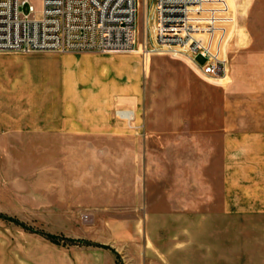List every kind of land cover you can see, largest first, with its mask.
Returning a JSON list of instances; mask_svg holds the SVG:
<instances>
[{
  "label": "rangeland",
  "instance_id": "1",
  "mask_svg": "<svg viewBox=\"0 0 264 264\" xmlns=\"http://www.w3.org/2000/svg\"><path fill=\"white\" fill-rule=\"evenodd\" d=\"M229 3L234 10L235 3L242 4L245 20L264 32V0ZM31 4L39 13L42 0H28L21 10L28 13ZM137 5V43L144 60H187L141 51L142 44L153 45L154 0H138ZM32 63L40 82L58 84L64 74L57 60ZM161 66L165 68L152 74L156 79L149 96V120L155 125L159 104L173 110L176 103H190L174 100L175 92L181 91L182 97L188 91L187 71ZM8 79L0 73V116L14 112L12 91L2 92L14 86ZM213 95L216 111L221 97L216 85ZM37 139L0 138V264H37L43 250V259L59 264L65 250L76 259L79 251L91 249L106 252L116 264H264V212L223 210L219 195L213 203L219 207L208 208L204 197L195 193L208 188L201 181L215 180L214 188L219 189L220 178L142 176L141 149H127L125 135L96 143L101 148L94 147L93 139L65 137H54L50 148H36ZM155 160L150 162L152 172L158 170ZM173 167H168L170 172Z\"/></svg>",
  "mask_w": 264,
  "mask_h": 264
},
{
  "label": "crops",
  "instance_id": "2",
  "mask_svg": "<svg viewBox=\"0 0 264 264\" xmlns=\"http://www.w3.org/2000/svg\"><path fill=\"white\" fill-rule=\"evenodd\" d=\"M235 5V10L230 5L234 23L226 43L230 73L221 82L206 78L195 62L144 60L139 49L107 54H0V62L11 61L10 65L0 64V73L14 84L2 90L6 94L12 91L14 112L0 116V138L34 136L39 141L36 148L46 149L54 137L93 139L94 147L101 148V143H96L125 135L129 138L127 149H141L142 176L220 178L219 189L214 188L215 180H207L200 184L208 188L195 191L204 197L208 208L219 207L213 204L219 195L223 210L264 212V32L245 20L242 4ZM40 59H54L63 65L58 84L34 77L32 61ZM161 65L187 71L188 91L183 99L181 91L175 92L174 100L190 103H176L173 110L159 104L155 125L149 120V96L156 79L152 74L165 68ZM215 85L221 93L216 111ZM119 109L134 112L132 127L117 118ZM153 160L156 172L150 171ZM171 165L173 172L168 169ZM46 256L44 250L39 251L37 264H53L43 259ZM77 257L72 259L65 250V260L62 257L59 264H116L99 249L79 251Z\"/></svg>",
  "mask_w": 264,
  "mask_h": 264
},
{
  "label": "built area",
  "instance_id": "3",
  "mask_svg": "<svg viewBox=\"0 0 264 264\" xmlns=\"http://www.w3.org/2000/svg\"><path fill=\"white\" fill-rule=\"evenodd\" d=\"M28 0H0V53L130 52L137 43L138 0H42L36 13ZM153 45L145 54L163 53L197 63L203 75L227 80L226 43L234 15L228 0H154ZM203 62H198V57ZM132 127L134 112L116 110Z\"/></svg>",
  "mask_w": 264,
  "mask_h": 264
}]
</instances>
